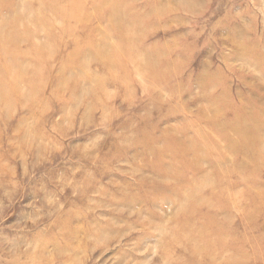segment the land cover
I'll return each instance as SVG.
<instances>
[{
	"label": "rangeland",
	"instance_id": "1",
	"mask_svg": "<svg viewBox=\"0 0 264 264\" xmlns=\"http://www.w3.org/2000/svg\"><path fill=\"white\" fill-rule=\"evenodd\" d=\"M0 75V264H264V0H0Z\"/></svg>",
	"mask_w": 264,
	"mask_h": 264
},
{
	"label": "bare ground",
	"instance_id": "2",
	"mask_svg": "<svg viewBox=\"0 0 264 264\" xmlns=\"http://www.w3.org/2000/svg\"><path fill=\"white\" fill-rule=\"evenodd\" d=\"M112 9V12L115 14L116 13V7H112L111 8ZM129 49L131 50L130 52H128V53H130V55H129V57H133L132 56V51H133V48L131 49L130 47H129ZM134 53H135V51H134ZM2 78L3 77H1V75H0V94H2L3 96H4V99H5V101H4V105L5 106H10V104L12 103V93H9V90L8 89H6V86L4 85V83L2 82ZM209 220H210V222H212V220L209 218ZM216 230V229H215ZM218 231H223V229L222 228H220V230L219 229H217ZM200 234H201V232H199Z\"/></svg>",
	"mask_w": 264,
	"mask_h": 264
}]
</instances>
